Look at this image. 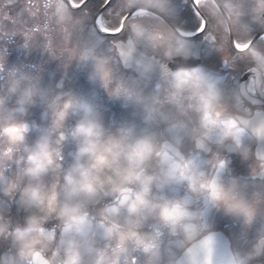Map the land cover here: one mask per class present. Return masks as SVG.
I'll list each match as a JSON object with an SVG mask.
<instances>
[{
	"label": "clouds",
	"instance_id": "clouds-1",
	"mask_svg": "<svg viewBox=\"0 0 264 264\" xmlns=\"http://www.w3.org/2000/svg\"><path fill=\"white\" fill-rule=\"evenodd\" d=\"M246 2L199 0L213 16L222 10L224 17L235 24L248 15L254 24L264 28V0H250L251 6L247 8ZM167 3L168 0H127V7L135 8L139 17L130 25L126 50L121 51L123 44L113 48L125 66L134 67L141 78H148L154 71L153 64L146 59L147 50L163 49L168 60L177 55L191 58L186 45L173 46L171 34L149 30L143 23L149 14L155 15L152 9L165 13ZM50 7L57 24L63 26L69 16L64 0H51ZM101 44V40L85 41L72 50L70 58L79 65L90 66V81H99L110 89L114 82L112 57L99 52ZM140 49L144 51L137 56ZM242 51L251 65V82L264 95V49L249 44ZM11 75L8 93L20 92L19 106L8 110L0 97V145L14 149L37 128L15 117L17 113L26 114L27 106L35 103L37 95L46 105L43 116L51 115V125L42 130L34 145L25 146L22 175L29 178V183L20 190V203L31 214L24 227H13L0 217V239L10 241L9 249L0 254V264H53L54 260L56 264H109L105 253L93 255L91 239L97 228L116 241V256L131 245L147 257V264L264 261V185L249 184V178L264 177V153H253L249 147L264 143V108L244 107L237 91L227 93L220 78L202 66L170 70L165 65L152 94L144 95L123 84L110 92L140 107L146 124L163 128L136 134L131 127H120L115 134L105 135L94 96L71 90L50 94L39 88V75ZM24 81H28L29 87L22 89ZM62 84L63 81L57 87ZM166 106L170 111H165ZM70 114H79L80 118L66 133L61 132ZM53 132L60 133L57 145L68 137L76 144L74 162L64 173L59 191L41 182L50 169L59 167L56 160L60 151L53 146ZM176 133L181 134L179 142L173 141ZM184 140L193 145V151L182 150ZM225 149L253 160L249 178L229 175L225 180L230 163L222 156ZM202 152L210 153V158L202 159ZM154 186L160 195L152 193ZM17 187V183H12L6 191L14 192ZM165 189L169 191L165 193ZM100 194L113 195L119 201V207L105 209L101 214L104 220L111 221L108 224L97 221L88 211ZM122 207L139 220L151 218L154 230L140 233L134 227L116 223L111 218ZM212 210L231 217L240 229L235 241L230 240L223 250L217 245ZM53 215L59 222L61 236L53 257L49 258L47 253L54 238L44 224ZM165 234L169 243L162 245ZM110 264H116V260Z\"/></svg>",
	"mask_w": 264,
	"mask_h": 264
},
{
	"label": "flooded vegetation",
	"instance_id": "flooded-vegetation-1",
	"mask_svg": "<svg viewBox=\"0 0 264 264\" xmlns=\"http://www.w3.org/2000/svg\"><path fill=\"white\" fill-rule=\"evenodd\" d=\"M76 2H82V0H76ZM217 2L219 3V0ZM45 3L48 5L47 17L43 11ZM64 3L68 8L69 16L63 26L56 22V17L53 15L54 9L50 7L51 0L35 1V13L33 15L34 20L36 18V22H29L32 29L31 32L22 33L20 22L17 24L18 29L15 26L7 27L9 23H0V47L6 50V53L0 52V82L5 83L9 79L7 78L8 75L11 73L24 72L20 68L26 61V54L34 48V55L40 53H46L48 55L47 59L36 60V63L50 71L59 82L63 81L62 87L60 89L57 88L54 93L71 90L76 94L92 97L93 90L88 80L91 67L79 65L74 59L70 58L72 50L78 48L85 41L90 40L102 41L99 52L112 57L114 75L125 74L129 77H136L132 71L123 69L120 58L115 55L113 48V45L120 46L123 44L124 47L121 48V51L126 50L127 46L125 42L129 35L130 25L136 22L139 17L135 8H128L127 0H113L112 5L104 9L101 22L105 27L112 30L122 25L124 31L115 37H105L94 26L92 21V16L100 14L98 9L103 7L100 4V0H90L88 7L83 12L74 10L71 6L72 0H64ZM105 3H107V0H105ZM250 6V0H247L245 7ZM151 12H155V15L149 14V16L144 18L143 23L145 26L149 30L159 29L171 34L174 38L171 41L173 46L179 47L186 45L189 48L191 56V58L185 59L183 56L177 55L168 60L163 56V49H157L155 51L147 50L146 59L153 64L154 71L157 69L163 70V66L165 65L170 70L202 66L205 71L213 73L220 78L222 86H224L227 93L231 94L233 90L237 91L240 94L244 107L264 108V95L251 82L252 73L249 71L251 65L246 54L243 51H236L233 48V44L238 42L246 45L251 44L252 46L264 49V28L254 24L250 16L245 15L233 24L224 17L222 10L217 16H213L208 7H202L200 5L199 0H168L167 11L165 13L156 12L155 9H152ZM33 15L31 14V16ZM6 17L8 18V16ZM220 21H224V23L222 24ZM204 23L207 24V28L203 34H194L198 32L195 26L197 24L203 26ZM225 24L227 25V31H225ZM25 27H29V25ZM11 30L19 31L20 33L18 35L26 45L23 47V50L13 51L10 55L11 45L9 35ZM258 36L260 37L259 39L257 38ZM28 38L30 40L27 42ZM32 41L36 44L32 45ZM19 42L20 40L16 45ZM108 49L110 50V55L106 54ZM141 51L144 50H138L137 56H139ZM11 61H15L19 66L12 70L11 66L13 64L11 65ZM180 63H184L186 67L180 66ZM245 72L249 74V80L241 85L236 78V74L243 75ZM249 85L252 86V89L246 95L245 91ZM6 95L5 93L4 97ZM0 97H2L1 92ZM5 108L10 110V105ZM45 111V104L42 107L37 105L27 109L24 115L18 114L17 119L27 121L28 123L33 119L36 121L37 126L41 128L43 126L50 127L51 115L49 114L48 117H44L43 114ZM107 114L109 112H104L103 114L101 112L99 115L106 116ZM79 118L80 116L76 115V119H74L72 114H70L65 124L70 120L77 122ZM29 125L31 126L32 124L29 123ZM31 133L25 137V139L30 137L29 142L26 143L24 141L23 144L14 149H8L6 146L0 145V171L19 167L22 172L25 166V146L30 147L34 145L41 136L38 132L35 136H32ZM245 143L247 144L248 142L245 141ZM56 145L55 143V147ZM249 147L253 153H264V143L250 144ZM182 150L185 153L193 151V145L187 140H184ZM59 151L60 155L56 160V164L59 165L60 162L64 163V159H68L67 164L70 166L74 161L70 160L71 157L68 156L69 152L63 157L61 155L64 152ZM210 155V153H200L202 159H208ZM222 156L230 161L228 164L229 173L225 175V180L229 178V175L231 177L249 178L250 165L253 164L252 159L245 160L238 152H232L228 149L222 151ZM151 168L152 165H149V170ZM21 179L22 181L18 185L19 191L26 185L24 183L25 177ZM249 184L251 186L264 185V177L249 178ZM0 186L5 185L0 184ZM9 186L6 185L4 188H0V217L8 220L13 227H24L28 214L26 209L21 205L20 198L16 199L13 196L4 197L2 195L3 193L5 194ZM251 190L252 188L250 187L249 191ZM168 191V189L164 190L165 193ZM152 193L154 195L161 194L155 186L152 189ZM119 206V201L113 195L100 194V197H97L88 206V211L97 221H103L105 224H108L111 221L104 220L101 214L104 213L105 209ZM212 212L215 217V228L217 232L222 233L228 242L230 240L235 241V236H238L240 233L239 226L234 224L231 217L225 216L222 212H215V210H212ZM111 219L125 228L134 227L140 233H150L155 227L154 221L151 218L139 220L138 217L129 216L126 207H122L119 214ZM137 221H139L138 224ZM44 228L47 232H55V237L60 232L59 222L54 215L44 224ZM91 242L94 248L93 255L95 253H105L108 257L109 264L113 259L116 260V264H144L143 262L147 264V257L131 245L116 256L113 252L116 241L114 239H108L102 228L95 230ZM168 243L169 240L165 234L162 245H167ZM9 247L10 241L0 239V254L5 253ZM54 250L53 246L51 252L47 254L49 258L53 257ZM53 264H56L55 260ZM261 264H264V261Z\"/></svg>",
	"mask_w": 264,
	"mask_h": 264
},
{
	"label": "rangeland",
	"instance_id": "rangeland-1",
	"mask_svg": "<svg viewBox=\"0 0 264 264\" xmlns=\"http://www.w3.org/2000/svg\"><path fill=\"white\" fill-rule=\"evenodd\" d=\"M35 1L36 0H26L27 3H30L32 5L35 4ZM15 3H17V0H0V23L2 22L9 23L7 27L10 28L11 26H15V28L18 29L17 27L18 22H20L21 19H27L28 14L25 13L24 16L21 17L18 13V10L20 9L21 5L20 4L16 5ZM33 13H35V9L32 12H29V16H31V14L33 15ZM7 15H13V17L8 18L9 20H7L6 19ZM31 17L32 19H34V15ZM32 21L36 22V18L35 20H32ZM32 21L29 20L28 22H32ZM18 33L20 32L13 31V30L10 31V35H9L10 45H11L10 55L12 54L13 51L16 52L18 50H23V47L26 45L24 44V41H21L20 39L21 37L18 35ZM19 40L20 42L16 45V43ZM28 40L30 39L28 38L27 42ZM33 43L36 44L35 42ZM106 54L110 55L109 49ZM43 58L47 59L48 55L46 53H40V54L34 55V48H32L31 51H29L25 56L26 65L21 66L20 68V69H23L24 72L15 73L16 74L15 78H19L20 75H25V76L39 75L40 77L39 88L44 91H49L50 94H53L54 92H56L55 90H57V88L58 89L61 88V87H57V85H60L61 82H59L50 71L44 69L45 67H42L36 63V60H42ZM11 65H12L11 66L12 70L19 66L15 61L14 62L11 61ZM11 74L8 75L7 78L9 79H7L5 83L0 82V92L2 93V97L5 100V107L10 105V110L15 109L19 106L17 101L20 98V92H17L16 94L8 93L9 82H10V79L13 78ZM88 80H89L91 89L93 90L92 97L93 96L95 97V101L98 105L99 114L101 112L102 114L104 112H109V114H107L106 116L103 115L104 117L102 115H99L100 121L103 124V127L105 129V135L115 134L117 132V129L120 127H131L134 129L136 134H141L144 131H159L160 129L163 128V125H160V127L157 128V126L154 124H146L144 121V112L142 111L140 107H138L137 105L131 102L125 101L122 97L117 98L116 96H113L110 94L111 89H114L120 84H123L124 86L133 87L137 90L142 91L144 95H149L154 92V89L157 83H154V84L144 83L140 79L127 77V75L125 74H122V75L115 74L114 82L110 86V89H105L99 81L93 82V81H90V79ZM4 85L5 87L3 88ZM27 87H29V83L28 81H24L22 84V89L27 88ZM3 89L5 90L3 91ZM5 93L7 94L6 97H4ZM96 94H97V97H96ZM34 100H35V103L30 106H27V109L33 108L37 105H39L40 107L44 105L41 102L39 95L35 96ZM165 111L166 112L170 111L168 106L165 107ZM76 115L79 116V114H72V117L76 119ZM15 117L17 119L18 113L15 114ZM29 123L35 124L37 126L36 121L33 119H31ZM75 123L76 122H73L70 120L68 123L64 125V128L61 129L60 131L66 133L68 130H70L74 126ZM44 127L49 128V126H43L42 128L37 126V128L32 129L34 132L31 131L32 132L31 135L35 136L37 132L39 133V135H42L43 134L42 130L46 129ZM59 135H60L59 132L52 133L51 138H52L54 147H55V141L59 139ZM29 139L30 137L26 138L24 141H26L27 143L29 142ZM180 140H181V134L176 133L175 136L173 137V141L179 142ZM56 147H58L59 150L64 152L61 155L63 157H65L67 153L69 152L68 156L71 157L70 160L74 161V158L72 157L75 155V152H76V144L75 142L71 140L70 137L61 141L58 145H56ZM67 161L68 159H64V163L60 162L59 167H53L52 169H50L48 173H46L43 177H41V182L48 188L55 186L57 190L59 191V186L63 184L64 173L70 167L69 164H67ZM22 177L24 176L22 175V172L19 169V167H14L8 170H3V171H0V184L6 186V185H11L12 183H17V185H19L20 182L22 181L21 179ZM24 183L25 184L29 183V178L25 177ZM5 186H0V188L1 187L4 188ZM18 187L14 192L9 193L6 191L5 194L3 193L2 195L4 197L13 196L16 199H19L20 191ZM99 197L100 195L98 196V198ZM26 211L28 215L31 214L30 211L28 210ZM51 234L53 235V238H54V243L52 245V248L54 246V249H55L56 244L60 240L61 233L59 232V234L56 237H55V234H56L55 232H52ZM52 248L49 250L47 254L51 252ZM143 263L146 264V262H143Z\"/></svg>",
	"mask_w": 264,
	"mask_h": 264
},
{
	"label": "snow or ice",
	"instance_id": "snow-or-ice-1",
	"mask_svg": "<svg viewBox=\"0 0 264 264\" xmlns=\"http://www.w3.org/2000/svg\"><path fill=\"white\" fill-rule=\"evenodd\" d=\"M18 3L21 4L20 9L18 10V13L21 17L24 16L25 13H27V19H21L20 20V24H21V31L23 32H31L32 29L30 27V23L28 22L29 20L32 21V17L29 16V12H32L35 9V6L27 3L26 0H17ZM90 3V0H82V2H76V0H72V7L74 8L75 11L77 12H83L84 9H86L88 7ZM113 3V0H107V3H105V0H100V4L103 6L101 8L98 9V12L100 14L98 15H93L92 16V21L94 26H96L98 28V30L105 36V37H115L118 36L119 34H122L124 31L123 26L121 25L120 27H118L115 30L112 29H108L107 27L104 26V24L101 22L102 20V13L104 11V9L110 7ZM43 11L45 16H48V5L47 3H45V5L43 6ZM92 11V10H89ZM195 15V14H193ZM15 23V22H13ZM26 25H29V27H25ZM196 29H198V32H195L194 34L196 35H202L203 32L206 30L207 28V24L204 23L203 26H201L200 24H197ZM14 38V37H13ZM258 39L260 38L259 36L257 37ZM249 45L246 44H241V43H234L233 44V48L236 51H242L244 49H246ZM0 52L6 53V50L3 47H0ZM225 71H227V69H225ZM229 75H231V73H229ZM236 78L237 80L240 82L241 85L244 84V82H247L249 80V74L247 72H245L243 75H239L236 74ZM252 89V86L249 85L248 89L245 91V94H248V91H250Z\"/></svg>",
	"mask_w": 264,
	"mask_h": 264
},
{
	"label": "water",
	"instance_id": "water-1",
	"mask_svg": "<svg viewBox=\"0 0 264 264\" xmlns=\"http://www.w3.org/2000/svg\"><path fill=\"white\" fill-rule=\"evenodd\" d=\"M121 59V57H120ZM122 61V60H121ZM124 67L126 69H133L134 72L137 74V71L134 69V67H126L125 64L123 63ZM180 66L182 67H186L184 65V63H180ZM160 72L161 70H157V71H153V73L148 77V78H143L145 81H149V82H154V81H157L159 79V75H160ZM138 75V74H137ZM140 77V76H139ZM227 241L222 237V235H217V245H218V248L220 250H223L224 247L227 245Z\"/></svg>",
	"mask_w": 264,
	"mask_h": 264
}]
</instances>
